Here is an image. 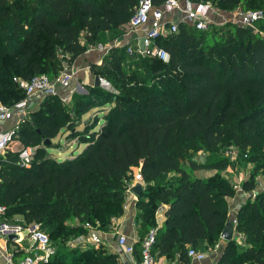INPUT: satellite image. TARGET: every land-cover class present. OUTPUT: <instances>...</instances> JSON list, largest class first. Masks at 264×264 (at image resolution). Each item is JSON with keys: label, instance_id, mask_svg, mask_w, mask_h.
Segmentation results:
<instances>
[{"label": "trees", "instance_id": "trees-1", "mask_svg": "<svg viewBox=\"0 0 264 264\" xmlns=\"http://www.w3.org/2000/svg\"><path fill=\"white\" fill-rule=\"evenodd\" d=\"M179 1L210 2L221 12L259 11L262 18L252 30L230 20L208 30L180 21L176 32L155 40L168 62L129 56L122 46L111 49L90 70L110 79L117 92L105 94L94 85L86 94L72 93L70 107L61 95L41 97L15 137L20 147L34 146L30 167L19 164L17 152L5 150L0 157V205L7 217L19 214L27 224L39 223L56 247L40 264H118L117 254L101 246L83 249L68 241L87 235L86 223L104 229L123 214L136 170L143 187L135 203L133 254L140 261L141 240L155 228L151 253L188 263V250L217 243L230 220L235 189L221 171L238 159L252 165L241 189L253 196L234 220L243 241H227L214 264H264V189L256 190L258 177H264V0ZM137 5L138 0H0V103L12 106L25 98L14 78L53 79L89 45L121 38ZM99 106L110 108L81 122ZM65 132L75 139L74 151L53 157L49 149L61 147ZM221 147L237 148L236 160L193 158L199 150ZM199 170L209 173L192 176ZM160 205L164 218L157 224Z\"/></svg>", "mask_w": 264, "mask_h": 264}, {"label": "built area", "instance_id": "built-area-1", "mask_svg": "<svg viewBox=\"0 0 264 264\" xmlns=\"http://www.w3.org/2000/svg\"><path fill=\"white\" fill-rule=\"evenodd\" d=\"M218 12L210 2H202L196 5L190 1L180 2L179 0H165L160 6H153L152 0H138V5L134 9L133 14L125 26V30L121 38L114 40L107 44H91L87 47L85 52L99 51L102 57L98 60V64L102 63L103 58L109 54L111 49L121 46V40H125V51L129 56L135 55L137 57H155L163 62H168V53L155 43V40L164 34L174 33L178 29V22L185 21L195 26L197 30H208L212 25H221L227 21L216 20L212 18V14ZM172 17L165 20L166 17ZM233 16V21L241 26L247 25L254 27V23L262 18V13L259 11H240L236 10L230 13ZM175 16L177 17L175 19ZM217 17H221V14ZM128 39V40H127ZM97 64V65H98ZM72 65L64 63L58 75L50 79L47 75H38L30 78L29 80H22L14 78L19 87L25 92V98L18 101L12 106H6L0 103V123L18 117V124L10 129L0 131V157L3 155L8 146L14 141L19 124L26 118L27 102L32 97H44L60 95L59 90L69 86L71 80L74 78L76 71ZM104 80L103 77H98V83ZM70 95V94H69ZM62 96L64 102H68L71 97ZM19 164L23 167H30L33 161L34 146L27 145L20 147L17 151ZM238 155L237 148L230 147L226 157L229 161L236 160ZM142 182L141 174L138 170L134 172L132 183L127 189V195L137 196L132 192L131 188L134 184ZM239 186L234 185L236 190ZM126 195V196H127ZM164 205L158 206L155 212V221L160 224ZM88 230H93L88 223L85 224ZM136 231V224L134 225ZM118 234L117 244L120 246L124 254L132 255L134 251L133 243L137 238L128 240L127 237L120 232ZM156 229L152 228L148 234L141 240L140 261H133V264H155V257L151 253V247L155 240ZM9 234H16V243H19L20 249L26 253L21 258L18 264H40L47 262L55 248L48 236V234L41 228L39 223H29L24 221L12 220L6 215V208L0 205V238H7ZM20 234H23L28 244L21 246ZM92 246L95 248L99 245L100 238L98 234L92 232L89 234ZM205 252L190 248L187 256L190 261L201 262L205 258ZM167 264H188L183 263L177 259L169 261Z\"/></svg>", "mask_w": 264, "mask_h": 264}, {"label": "crops", "instance_id": "crops-1", "mask_svg": "<svg viewBox=\"0 0 264 264\" xmlns=\"http://www.w3.org/2000/svg\"><path fill=\"white\" fill-rule=\"evenodd\" d=\"M171 16L166 17L165 20H168L172 17ZM177 17L175 16V19ZM216 20H219L218 17H216ZM126 39H122L121 43H125ZM128 40V39H127ZM102 57L101 52L99 51H89L85 52L82 55H79L78 57L74 58L72 64L73 68L76 71V74L74 78L71 80L70 84L66 88H61L59 90L61 96H67L69 95L71 97L72 93L77 90H89L92 86L96 85L95 80L96 77L94 73L90 70V66L94 64H98V60ZM71 64V65H72ZM41 97H32L28 100L27 106L29 105L30 100H37L39 101ZM27 118V115H26ZM25 118V119H26ZM24 119V120H25ZM18 124V117H14L10 120L4 121L0 123V131L2 130H7L13 127L14 125ZM249 166H245L244 168L238 167L231 169L228 174L229 176H224L226 179H228L233 185L239 186L235 190V195L229 199V221L232 222L233 224V234L235 232L234 228V220H235V214L237 209L245 202L247 198H249L252 195V192H244L241 189V184L244 179H246L248 176L249 172ZM204 171H191V174H194L197 177H204L203 176ZM243 175V178H240V176ZM235 180V181H234ZM236 180H239L240 182H237ZM142 185V184H141ZM143 187V185H142ZM264 189V177H258L257 181V186L256 190L260 191ZM245 198V200H242L240 202V198ZM138 199V196L134 198L133 196L127 195L125 199V206H124V212L123 214L115 218L113 220L112 225H110L107 228L100 229V228H94L93 230H88L87 235H81L78 238L75 239H70L68 241V244L71 247H80L83 249H86L88 247H94L91 244V240L89 239V234L94 232L98 234L100 238V242L98 246L103 247L107 252H112L117 254V262L118 264H133V261L135 260L136 262L138 261L136 259L135 254L132 255H127L124 254L122 248L118 246L117 244V237L118 234L116 232H120L121 234L125 235L127 239L130 241L132 239L137 238V234L135 231L134 225L136 224V215H137V210L135 207V203ZM240 199V200H239ZM165 206V205H164ZM165 208V207H164ZM235 208V211L233 212ZM9 218L12 220H17V221H24L22 215L15 214V215H10ZM163 214L161 221L163 220ZM25 222V221H24ZM20 238L23 239L24 235L20 234ZM85 237V238H84ZM236 238V237H235ZM237 239L238 241H243V237L239 234H237ZM227 241H224L220 238V240L213 244L212 246H209L207 249H203L202 251L205 252V258L201 261H190L188 264H214L215 260L217 259V256L219 255L222 247L225 245ZM19 243L15 242L14 240H9L7 238H0V264H18L19 260L21 259L20 257L16 256L20 249V246L18 245ZM28 244L26 238H24L21 241V246H26ZM242 244V243H239ZM97 246V247H98ZM96 247V248H97ZM155 257V264H167L169 262L168 259H166L164 256H156Z\"/></svg>", "mask_w": 264, "mask_h": 264}, {"label": "rangeland", "instance_id": "rangeland-1", "mask_svg": "<svg viewBox=\"0 0 264 264\" xmlns=\"http://www.w3.org/2000/svg\"><path fill=\"white\" fill-rule=\"evenodd\" d=\"M217 11L218 12H216V14H212V18L213 19H215L218 15L221 14L222 19L220 17L219 20L227 21V22L229 20L230 21L231 20L233 21V16H231L230 12H221L219 10H217ZM81 39L83 40L84 37L83 38L81 37ZM105 43H109L108 40ZM124 44L125 43L122 42L121 43V46L124 47ZM112 84H113V82L110 79L104 78V80L102 82H100L98 85H99L100 89L102 90V92H104L106 94L107 92H111V93L117 92V90L113 87ZM87 91H88L87 89L86 90H77V93L78 94H86ZM104 93H99L100 97L106 96ZM40 102H41V99L39 101H37V100H30L29 101V105L26 106V114L25 115H27V117H28L29 113L32 110H35V109L38 108V105L40 104ZM71 104H72L71 103V100H69L68 102H65V106L66 107H70ZM109 108H110V106H106V107L99 106V108H95V109L92 108L91 110L88 111V113H86L85 115H83V117L81 118V122H84L85 121V122H89L90 123L95 118V116H98V115L99 116H103L105 113H107L109 111ZM81 125L78 126V129H82V126ZM66 134L67 133L65 132V133H63L61 135V138L63 139L62 142H61V147H56V148H50L49 149V153L52 154L53 157L62 158L64 156L68 155L71 151L72 152L74 151V145L73 144L75 143V139H70V137H66ZM52 142L54 144H58L57 138L53 139ZM19 143H20L19 142V139L15 138L14 141L8 146V149L7 150L12 151V152H16L20 148V146H19L20 144ZM72 145H73V147H72ZM227 151H228V148L227 147H221L217 152H214V153H209V152H206L205 150H199V151H197V152H195L193 154V158L195 160H197L198 162H201L202 163V162L207 161V160H212V159H215V158H218V157H221V156H226ZM240 166H241V168H244L245 166H249V168H250L252 165H251V163L247 162L246 160H239L238 159V161L234 164V166H232V168L228 167V169H226L224 171H221V175L222 176H229L228 172L231 169H234L235 167L238 168ZM200 171H204V170H200ZM208 173L209 172L204 171L203 172V176L206 177V175ZM248 175H249V172H248ZM192 176H194V174H192ZM240 178H243V175L240 176ZM236 181L237 182H240L239 180H236ZM233 187H234V185H233ZM240 199H239L240 202L242 200H245V198H243V197L240 198ZM234 211H235V208H234L233 212ZM235 237L237 238V234L234 232L233 238H235ZM238 243H242V242L241 241H238ZM98 247H100V246H98ZM54 248H56V247L54 246ZM20 251H22V250H20Z\"/></svg>", "mask_w": 264, "mask_h": 264}, {"label": "water", "instance_id": "water-1", "mask_svg": "<svg viewBox=\"0 0 264 264\" xmlns=\"http://www.w3.org/2000/svg\"><path fill=\"white\" fill-rule=\"evenodd\" d=\"M246 29H249V30H252L253 27L252 26H245ZM95 84L98 85V77H96V80H95ZM49 142L48 140L46 141V143ZM132 192L136 195V196H139L142 192V185L141 183H136L132 186L131 188ZM8 239L9 240H14L17 238V235L16 234H9L8 236ZM233 238V224L231 221H227L226 224H225V227L221 233V239L224 240V241H230L231 239Z\"/></svg>", "mask_w": 264, "mask_h": 264}]
</instances>
